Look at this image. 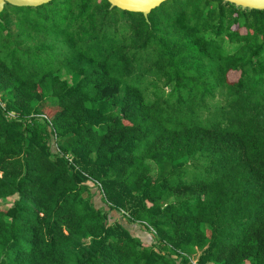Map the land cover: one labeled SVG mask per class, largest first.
<instances>
[{"label":"trees","instance_id":"16d2710c","mask_svg":"<svg viewBox=\"0 0 264 264\" xmlns=\"http://www.w3.org/2000/svg\"><path fill=\"white\" fill-rule=\"evenodd\" d=\"M0 93V264H264V10L6 4Z\"/></svg>","mask_w":264,"mask_h":264},{"label":"water","instance_id":"95a60500","mask_svg":"<svg viewBox=\"0 0 264 264\" xmlns=\"http://www.w3.org/2000/svg\"><path fill=\"white\" fill-rule=\"evenodd\" d=\"M52 0H0V13L5 9L6 4L13 6H31L37 7L47 4ZM111 7H118L131 12H141L145 17L167 0H108ZM224 2L234 3L236 6L249 9L264 10V0H223Z\"/></svg>","mask_w":264,"mask_h":264},{"label":"rangeland","instance_id":"374dc122","mask_svg":"<svg viewBox=\"0 0 264 264\" xmlns=\"http://www.w3.org/2000/svg\"><path fill=\"white\" fill-rule=\"evenodd\" d=\"M70 77V76H69ZM74 78V77H73ZM2 101V100H1ZM55 110V109H54ZM17 199V196H10L8 199H4L1 202L0 207L3 209H8L9 207L13 206L14 201Z\"/></svg>","mask_w":264,"mask_h":264},{"label":"built area","instance_id":"2783aa9c","mask_svg":"<svg viewBox=\"0 0 264 264\" xmlns=\"http://www.w3.org/2000/svg\"><path fill=\"white\" fill-rule=\"evenodd\" d=\"M2 96H1V93H0V104L2 105Z\"/></svg>","mask_w":264,"mask_h":264}]
</instances>
